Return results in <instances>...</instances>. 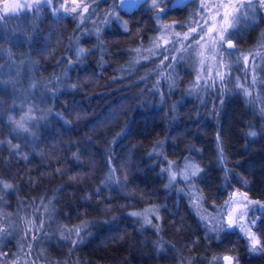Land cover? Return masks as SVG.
Here are the masks:
<instances>
[{
	"label": "trees",
	"instance_id": "trees-1",
	"mask_svg": "<svg viewBox=\"0 0 264 264\" xmlns=\"http://www.w3.org/2000/svg\"><path fill=\"white\" fill-rule=\"evenodd\" d=\"M101 1L105 6L83 29L76 16L55 18L45 5L31 22L26 15L0 22V180L13 185L0 204L15 210L18 200L28 203L37 243L47 222L87 223L76 245L52 238L40 253L33 244L40 264H177L182 258L213 264L221 252L237 264H264V251H249L237 228L218 242L189 192L191 185L208 212L229 191L264 203L263 18L241 25L240 45L234 31L231 36L234 51H259L249 65L251 79L238 86L231 76L226 85L218 77L195 83L190 50L176 51L195 35L190 41L175 35L194 28L193 17L179 18L166 36L173 43L160 45L150 35L171 25L170 17L125 16L116 0ZM95 22L96 34L88 30ZM79 49L85 51L78 55ZM15 60L21 69L11 78ZM29 65L34 79L26 78ZM22 92L45 107L27 133L6 117ZM184 160L202 172L191 183L170 181L164 165L178 168ZM149 207L155 214L131 215ZM255 210L260 219L252 232L264 240V209Z\"/></svg>",
	"mask_w": 264,
	"mask_h": 264
},
{
	"label": "rangeland",
	"instance_id": "rangeland-1",
	"mask_svg": "<svg viewBox=\"0 0 264 264\" xmlns=\"http://www.w3.org/2000/svg\"><path fill=\"white\" fill-rule=\"evenodd\" d=\"M99 1V0H98ZM97 0H76V3L79 4H88L89 10L88 12L84 13V19L81 18V16L76 15L77 17V23L78 26H81V29L84 28V26H87V22L90 21L93 17L97 18V12L96 10L102 9V7L105 6V3L98 2ZM33 0H0V16L4 15L3 9L5 6H11L14 3H32ZM65 0H59V3H64ZM152 3V0L150 1ZM207 5L203 8V10H197L195 14L193 15V23L194 27H197V22L204 23V20L201 19V15H204L205 20L208 21V25L211 26L212 24V17L215 14V9L218 4H220L221 0H206ZM68 6L75 7L76 5L72 2V0H67ZM204 5L203 0H198L193 6V9L195 10L197 7H201V5ZM59 6V4L57 5ZM259 6V5H258ZM47 7V6H46ZM48 8V7H47ZM40 7L38 9H34L32 11H26L22 12L19 15H26V18L29 22L33 20L38 14ZM49 9V8H48ZM50 10V9H49ZM107 10V9H105ZM51 11V10H50ZM81 11L83 9L81 8ZM220 11H223V9H220ZM149 12V11H148ZM106 13V11H104ZM102 13V14H104ZM144 15H149V13H142ZM257 14V13H256ZM63 13H60L56 17L63 16ZM154 15V14H153ZM156 18V16L154 15ZM257 16L255 17H249L248 19H245L243 16L240 17L239 21H241V24H249L257 20ZM116 19V18H115ZM260 19V18H259ZM262 19L260 20V22ZM0 22L4 23V19L0 20ZM262 24L264 26V19L262 21ZM84 25V26H83ZM166 25V24H163ZM172 27L170 30H173L176 28L177 25L173 24L171 21ZM95 26H98V23L95 22L94 25H91L90 28L88 27V30H91V33L96 34L98 31ZM189 27V26H188ZM187 27V28H188ZM189 29V28H188ZM187 29V31H188ZM180 30H177V33H184L179 32ZM168 30L163 31L162 26L158 29V32L154 33L153 35H150L151 41L159 42L161 45L162 42L166 41V36L168 35ZM207 32V28L204 29L203 32H200L199 34H193L195 35L193 47L190 49V53L192 58L195 60V77L197 78L198 83L201 79L204 81L212 80L214 78H217L216 73L217 72H223V71H230V76L234 80V85H240L243 81H240L241 79L245 81H248L251 79V76H253L252 70L250 68V63L253 58L254 54H258L259 51H254L252 55L248 56V54H242L240 50L234 51L227 50L231 53V56L228 57L227 52L225 53V62L231 64V69H222L219 66V60L213 59V56L216 55V53H213L210 51L207 47H203V42H201V45H196L195 41L200 40L201 36H204ZM263 32V31H262ZM15 35V34H14ZM231 38V37H230ZM262 34L260 36L259 41H264V37L262 38ZM150 41V42H151ZM264 43V42H263ZM261 50L260 53L262 58H264V46L261 44ZM259 54V55H260ZM18 55V54H17ZM20 56V55H19ZM244 57H248L247 64H245ZM19 60H15L14 64L12 65L15 69L14 72L11 75V78L14 76H17L20 72V63ZM27 79H34V76L36 73L34 72L31 65H29L28 70L25 73ZM44 105L41 102L40 97L32 96L31 94L27 92H22L21 94H18L14 104L10 107V109L7 112L6 117L10 120L12 124L16 127L15 122H22L24 123L25 127H27L29 130L31 129V126L33 123H35L42 115L44 110ZM20 133V132H19ZM27 133V132H26ZM23 136V135H22ZM14 147L17 146L16 144L13 145ZM17 148V147H16ZM186 163H189L188 161L184 160L180 164V167H175L173 164L170 171H168V176H170V172H176L177 176L180 177V173L184 170V166ZM165 168H169V163L164 165ZM4 183H9L7 181L0 180V200L3 201V196L7 190L3 188ZM10 184V183H9ZM189 192H191V198L194 202V207L199 211V214L209 223L210 227L214 224L220 223L221 221H226L229 217V213L232 212L233 209H238L241 202L248 201V202H254L253 200L246 197L242 192L240 191H229L226 195V200L224 203L216 206V209L208 212L205 209H201L200 200L198 198V193L196 190L189 185ZM235 193L236 195L233 196L232 194ZM226 201L228 202L226 204ZM20 203V208L16 206L15 210L8 208H5L4 204H0V230H4L7 232V235H5L2 239H0V264H32V261L34 258H38V252L42 253L44 249H46L47 240L49 239V242L52 238L56 240H76V233L75 229L77 228V225L73 226H65V225H58L47 222L49 229L42 234V238L39 239H33L32 235V228L35 227L33 224V221L29 214H27V204L23 203L20 200H18ZM7 204V203H6ZM259 203L256 205H250L249 210L247 213L239 212V214H234V218L237 221V229L241 231V228L244 229L242 232L243 235L247 233L248 229L251 227L250 221L254 220V215L256 217V210L255 209H262L260 208ZM38 205H36L37 207ZM40 206V204H39ZM37 208H40V207ZM43 210L44 216L47 217V214H49L48 209L50 207V204L46 202L41 206ZM149 209H153L151 207L146 208L141 213L144 217L150 214H155L154 212H149ZM253 217V218H252ZM39 223L40 221L37 220ZM40 225V224H39ZM36 226V227H39ZM46 227L45 225H43ZM51 226V227H50ZM252 230V229H251ZM35 237V236H34ZM67 237V238H65ZM75 238V239H74ZM36 245V248L39 249V251L34 254L33 250H35L34 245ZM31 245V247H29ZM230 255L224 252H221L218 255H215L211 259V263L213 264H224L223 256ZM232 256V255H230ZM177 264H190V260L186 258L178 259Z\"/></svg>",
	"mask_w": 264,
	"mask_h": 264
},
{
	"label": "snow or ice",
	"instance_id": "snow-or-ice-1",
	"mask_svg": "<svg viewBox=\"0 0 264 264\" xmlns=\"http://www.w3.org/2000/svg\"><path fill=\"white\" fill-rule=\"evenodd\" d=\"M72 2L76 5L75 7H69L67 0H65L64 3H59V0H33L32 3H14L10 7L5 6L3 9L4 15L0 16V20L5 19L9 15H19L22 12L26 11H32L34 9H38L42 5L47 6L50 10L53 16H57L60 13H63L65 16L72 15L81 16L82 19H84V13L88 12L89 5L88 4H79L76 3V0H72ZM148 0H121L120 7L123 8L126 5L127 6H136L139 4H147ZM176 0H152V3L149 5V9H154L155 16L157 19L160 18V16L165 15L168 13V11L173 7ZM59 4V6H57ZM159 4H168V7L161 8L159 7ZM259 9L264 10V0H258ZM81 8L83 11H81ZM204 5H201V10H203ZM220 9H223V11H220ZM257 13V3L256 0H221L220 4L216 6L215 14L212 17V24L211 26L208 25V21L205 20L204 15H201V19L204 20V23L197 22V27L190 28L189 31L183 33V41H190L193 38V34H199L200 32H203L205 28H207V32L204 36L200 37V40H196V45H201V42H203V47H207L210 51L213 53H216V55L213 56V59L219 60V66L222 69H231V64L225 62V53L227 52L228 57L231 56V53L227 50H232L235 48L234 40L230 37L233 34V31L237 27V23L241 16H243L245 19H248L250 16L255 17ZM110 15L116 19H119V17L116 15L115 12L110 13ZM107 20V17H106ZM175 24H178L179 22H174ZM172 25H163L162 30L167 31L170 29ZM176 37L180 36V33L175 34ZM165 45L173 43L172 41H165ZM183 43V42H182ZM159 47V45L157 46ZM193 47V44L191 42L187 43L180 49H176V51H186L190 50ZM84 49L78 50V55L80 53H83ZM149 52H151L153 55L156 53L149 49ZM144 59H147V57H144ZM165 60H168L169 57L165 56ZM171 59L176 60L177 57H171ZM245 64H247L248 57H244ZM164 61H161L163 63ZM71 64L72 61H69ZM216 76L218 77V82L220 85H226L229 78H230V71H223V72H217ZM253 86L256 84L255 78L253 79ZM215 86V85H214ZM224 91H227V88H223L221 94H223ZM247 95H250V93L246 92ZM11 120V117H10ZM16 128L19 131L28 132L29 129L25 127L24 123L22 122H15ZM123 135V130L121 133H117L116 138H114L113 142H116V140ZM249 135H256L254 132H250ZM15 147H19L18 145ZM175 162H169V168L162 169V172H168L172 168L173 164ZM114 171V170H113ZM202 172V169L196 167L195 165H192L190 163H186L184 166V170L180 173V178L187 184L191 183L192 180H194L196 177L200 175ZM74 179V177H73ZM111 179V177H109ZM170 181H176L177 180V173L176 172H170L169 176ZM119 183V181H116ZM3 188L5 190L12 189L13 185L9 183H4ZM233 196L236 194L233 193ZM246 196V194H244ZM228 202L226 201V204ZM259 204L258 201L256 202H248L244 201L240 203V206L238 209H233L232 212L229 213V217L227 219V222L221 221L220 223L214 224L210 231L216 235L217 241H220V236L222 233L225 232H233L237 228V221L234 218V214H239V212L247 213L249 210L250 205H256ZM260 208L264 209V204H260ZM149 212H154L155 209H149ZM133 216H140L141 213H132ZM259 217H257L254 220L250 221L251 227L248 229L247 233H245L244 236L241 238H246L249 242V251L255 252L257 250L264 251V240H261L259 237H257L255 232H252V228L256 227L257 223L259 222ZM146 223H151V220L146 218ZM44 222L41 221L40 225L41 228L43 227ZM87 223H82L79 227L75 229V233L77 236V240H73L72 244L76 245L78 242H80L81 239V232L87 231ZM37 232L40 231V228L36 229ZM244 229L241 228V232H243ZM5 235H7V232L4 230H0V239H2ZM67 238V237H65ZM33 239H36V237H33ZM31 247V245H29ZM238 258L235 256L225 255L223 256L224 264H237Z\"/></svg>",
	"mask_w": 264,
	"mask_h": 264
},
{
	"label": "flooded vegetation",
	"instance_id": "flooded-vegetation-1",
	"mask_svg": "<svg viewBox=\"0 0 264 264\" xmlns=\"http://www.w3.org/2000/svg\"><path fill=\"white\" fill-rule=\"evenodd\" d=\"M151 0H148L147 4H140L138 5L136 8L130 10H121L118 8L117 6V0L115 1V8L117 9L118 12L122 13V15H129L131 13H136V14H142V13H149L150 16H154L155 15V11L154 9H149V5L151 4L150 2ZM198 0H176L175 4L173 5V7L168 11L167 14L162 15L160 17H170L172 23L177 22L179 18L182 19H187V18H191L193 17V15L195 14V12L197 10H200L201 7H197L195 10L193 9V5L197 2ZM204 1V7L207 5L206 0ZM257 3V17L263 18L264 19V10L259 9L258 6V0H256ZM159 7L161 8H166L168 7V4H159ZM115 10V9H114ZM149 11V12H148ZM154 14V15H153ZM175 24V23H174ZM177 25V24H175ZM241 21H238L237 23V27L234 30L235 32V39L237 40L238 45H240L242 36H241ZM37 258H34L32 261V264H40ZM41 263H43L41 261ZM50 264H55L54 261L51 262Z\"/></svg>",
	"mask_w": 264,
	"mask_h": 264
},
{
	"label": "water",
	"instance_id": "water-1",
	"mask_svg": "<svg viewBox=\"0 0 264 264\" xmlns=\"http://www.w3.org/2000/svg\"><path fill=\"white\" fill-rule=\"evenodd\" d=\"M120 3H121V0H117V6H118V8L119 9H121V10H132V9H134V8H136L138 5H136V6H125V7H123V8H121L120 7ZM140 5V4H139Z\"/></svg>",
	"mask_w": 264,
	"mask_h": 264
}]
</instances>
